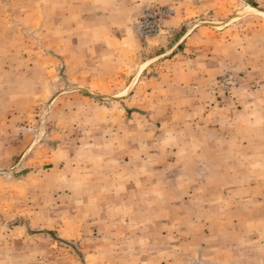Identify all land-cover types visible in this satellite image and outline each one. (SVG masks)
Masks as SVG:
<instances>
[{
	"label": "rangeland",
	"instance_id": "1",
	"mask_svg": "<svg viewBox=\"0 0 264 264\" xmlns=\"http://www.w3.org/2000/svg\"><path fill=\"white\" fill-rule=\"evenodd\" d=\"M0 264H264V0H0Z\"/></svg>",
	"mask_w": 264,
	"mask_h": 264
}]
</instances>
